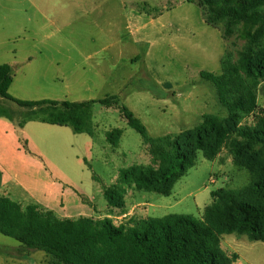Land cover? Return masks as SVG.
Here are the masks:
<instances>
[{
  "label": "trees",
  "instance_id": "16d2710c",
  "mask_svg": "<svg viewBox=\"0 0 264 264\" xmlns=\"http://www.w3.org/2000/svg\"><path fill=\"white\" fill-rule=\"evenodd\" d=\"M189 2L201 9L206 24L221 30L224 40L237 35L245 41L236 60L225 51L220 75L200 72V78L215 90L218 105L226 109L225 117L206 114L192 129L154 138L118 94L83 102L13 98L9 88L16 67L11 64L0 65V117L12 119L5 104L12 102L26 110L19 128L33 119L93 136L94 104L119 108L128 126L141 135L152 159L146 166L121 170L119 183L104 188L109 215L125 208L129 188L171 195L196 165L199 152L215 160L227 149L234 165L250 173V183L213 191L212 203L201 219L170 214L140 222L130 218L120 224L110 217L59 218L36 203L23 206L0 195V234L19 243L5 252L22 258L42 251L53 264H236L238 256L229 255L222 246L224 235L264 243V109L258 99L264 82V0ZM122 135V130L113 129L106 139L117 147ZM21 143L29 152L27 141Z\"/></svg>",
  "mask_w": 264,
  "mask_h": 264
},
{
  "label": "rangeland",
  "instance_id": "374dc122",
  "mask_svg": "<svg viewBox=\"0 0 264 264\" xmlns=\"http://www.w3.org/2000/svg\"><path fill=\"white\" fill-rule=\"evenodd\" d=\"M0 1L3 2L0 5L2 30L17 32L24 37L28 30L26 15L21 11L24 7L18 3L24 0ZM80 1V6L66 9L65 38H59L56 42L46 41L45 45L53 47L64 41L66 49L77 45H93L99 49L112 46L113 54L108 51L98 55L97 59H107L109 64L114 65L113 77L107 85L97 79L95 72L90 70L95 60L86 62L85 72L74 74L80 62L78 56L71 52L72 60L66 64V78L52 89L43 86L26 90L19 74L23 65L15 66V83L12 91H9L13 98L27 101H98L118 94L122 103L141 120L151 137L174 135L194 128L205 114L227 115L226 109L218 105L215 90L200 78V72L221 73L223 51L232 52L236 60L238 52L245 45L244 40L237 35L224 40L221 30L206 25L201 9L189 0ZM71 9L81 17L76 18L69 13ZM155 42H161L163 46L154 47ZM10 61L12 54L7 53L5 48L0 49V63L10 64ZM164 83L170 87H164ZM207 94L213 100V111L207 103ZM258 99L260 107L264 109V82L259 89ZM92 113L95 135L94 148L89 150L91 152L83 144V136L75 135L70 129L62 131L66 132V136L56 133L48 135L50 139L61 140L64 143L61 144L62 148L67 147L62 153L71 159H67L64 170L70 175L71 172H84L82 181L97 198L98 209L104 211L101 215H105L108 204L104 198V188L119 183L121 170L146 166L152 158L141 135L128 126L119 108H107L96 103ZM247 122L250 123L251 119ZM113 129L123 131L117 147L106 139V133ZM76 152L86 157L88 162L84 163L82 158L76 160ZM250 181V173L234 165L227 149L215 160L206 159L199 152L196 165L177 182L171 195L162 196L129 188L125 195L126 209L123 211L132 210L135 222L170 214H185L201 219L204 209L212 203L213 191L221 188L240 189ZM14 201L18 202L17 199ZM113 220L117 224L127 223L129 217L122 221ZM17 246L18 242L0 234L2 250ZM222 246L229 255L238 256L236 264H264V243L251 242L246 236L232 234L222 237ZM0 264L53 263L42 251L19 258L4 250L0 251Z\"/></svg>",
  "mask_w": 264,
  "mask_h": 264
},
{
  "label": "crops",
  "instance_id": "0c3cea01",
  "mask_svg": "<svg viewBox=\"0 0 264 264\" xmlns=\"http://www.w3.org/2000/svg\"><path fill=\"white\" fill-rule=\"evenodd\" d=\"M18 3L20 7H24L21 11L26 15L28 30L25 36L22 37L17 32L3 31L0 22V49L5 48L7 53L12 54L11 65H23L19 74H21L22 86L26 90L43 86H49L52 89L53 86H57L60 80L66 78V64L72 60L71 52L78 56L80 62L77 63L74 74H81L83 70L85 72L86 62L95 60L96 63L90 70L95 72L97 79L107 85V82L115 73L114 65L109 64L107 59L97 58H99L98 55L108 51L113 54L112 46H104L99 49L94 48L93 45L89 47L77 45L72 49H66L64 41L58 42L53 47L45 45L46 41L54 40L56 42L59 38H65L66 23L64 20L66 9L80 6L82 4L80 0H24ZM2 4L3 2L0 1V5ZM69 13L74 14L72 9ZM75 17L79 18L81 16L75 15ZM126 19L128 22L129 16ZM203 21L206 24L204 18ZM21 41H24V43H21ZM156 46H163V44L155 42L154 47ZM225 51L226 49L223 51L222 57ZM3 64L0 63V65ZM95 67L98 69L95 70ZM14 83L13 80L9 88L10 92ZM163 85L167 88L170 87L167 83ZM206 98L213 111V100L208 94ZM5 104L12 119L0 117L1 196H6L13 201L17 199V203L23 206L36 203L42 208L52 211L59 218L77 219L86 217L102 219L110 217L119 221L128 217L129 219L133 218L134 212L132 210L123 211L126 206L124 209L116 210L113 215H109V211H105L107 214L101 215L104 211L98 209L97 198L82 181L84 172L78 171L77 174L71 172L70 175L64 170L67 159H71L68 158V155L65 156L62 153V151L67 150V147L62 148L63 145L61 144L64 143L61 140L50 139L48 134L56 133L59 136H66V132L62 133V131H69L68 129H70L73 132L71 128L33 119L19 128L18 125L23 120L26 110L17 107L12 102H6ZM135 117L138 118L136 115ZM75 135L83 136L81 139L88 151L94 148L93 137L95 133L93 136L88 134ZM21 139L27 141L30 153L24 149ZM54 151H56L55 154ZM74 155L76 160L80 161L82 158L84 163L88 162L87 158L82 157L79 153L76 152ZM211 181L214 183V179Z\"/></svg>",
  "mask_w": 264,
  "mask_h": 264
}]
</instances>
